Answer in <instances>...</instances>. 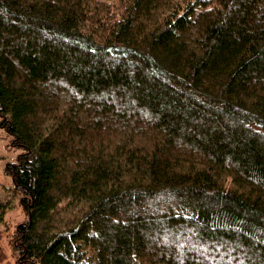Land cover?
<instances>
[{
    "label": "trees",
    "instance_id": "trees-1",
    "mask_svg": "<svg viewBox=\"0 0 264 264\" xmlns=\"http://www.w3.org/2000/svg\"><path fill=\"white\" fill-rule=\"evenodd\" d=\"M0 130L19 264H264V0H0Z\"/></svg>",
    "mask_w": 264,
    "mask_h": 264
},
{
    "label": "rangeland",
    "instance_id": "rangeland-1",
    "mask_svg": "<svg viewBox=\"0 0 264 264\" xmlns=\"http://www.w3.org/2000/svg\"><path fill=\"white\" fill-rule=\"evenodd\" d=\"M7 136L0 130V202L10 203L5 214V222L0 224V264H19L18 257L13 252V235L17 226L26 221L24 208L17 197L12 196L9 187L12 178L5 167L16 161L20 150L14 149Z\"/></svg>",
    "mask_w": 264,
    "mask_h": 264
}]
</instances>
